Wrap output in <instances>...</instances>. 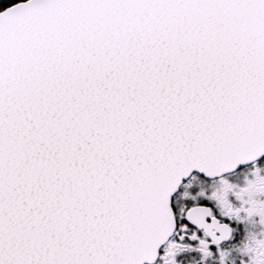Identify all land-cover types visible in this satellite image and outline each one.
Instances as JSON below:
<instances>
[{
  "label": "snow or ice",
  "instance_id": "snow-or-ice-1",
  "mask_svg": "<svg viewBox=\"0 0 264 264\" xmlns=\"http://www.w3.org/2000/svg\"><path fill=\"white\" fill-rule=\"evenodd\" d=\"M0 264H264V0H0Z\"/></svg>",
  "mask_w": 264,
  "mask_h": 264
}]
</instances>
